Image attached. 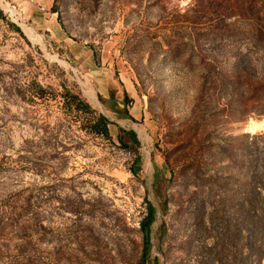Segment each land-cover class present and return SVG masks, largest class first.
Masks as SVG:
<instances>
[{
    "label": "rangeland",
    "instance_id": "obj_1",
    "mask_svg": "<svg viewBox=\"0 0 264 264\" xmlns=\"http://www.w3.org/2000/svg\"><path fill=\"white\" fill-rule=\"evenodd\" d=\"M42 7L0 0V264H264V0Z\"/></svg>",
    "mask_w": 264,
    "mask_h": 264
},
{
    "label": "trees",
    "instance_id": "obj_2",
    "mask_svg": "<svg viewBox=\"0 0 264 264\" xmlns=\"http://www.w3.org/2000/svg\"><path fill=\"white\" fill-rule=\"evenodd\" d=\"M70 97L72 98V100L77 101L79 104H81L86 111L90 110V106L87 105L86 103H84L83 101H81L77 95H71ZM108 125H109L108 119H106L102 115H99L96 119H94L92 121V127L90 130L96 134H100L104 137H108V135H109ZM128 134L133 138V140H135V134L132 131H129ZM256 184L257 183H255V185L254 184L252 185L253 190H255ZM260 186H262V185H260ZM257 190H260V189L258 188ZM253 192H255V191H253ZM252 203H255L253 205L255 213H258V215L264 216V202L263 201L260 202L257 199V200L252 201ZM146 206H147L146 222L141 223V232L143 235L145 248H147V246H148L149 227H150L151 223L153 222L154 213H155L154 208L152 207V205L149 202L146 203ZM249 209L253 210L251 207H249Z\"/></svg>",
    "mask_w": 264,
    "mask_h": 264
},
{
    "label": "crops",
    "instance_id": "obj_3",
    "mask_svg": "<svg viewBox=\"0 0 264 264\" xmlns=\"http://www.w3.org/2000/svg\"><path fill=\"white\" fill-rule=\"evenodd\" d=\"M22 1V5L27 6L28 8H30V10L32 9V15L33 14H39L37 13L36 10H41L39 9V5L43 4L44 7H42V9H49L52 6L53 0H21ZM36 9V10H35ZM51 16V17H49ZM48 18L49 20H53L52 15H49ZM45 14H44V18H45ZM49 21V23L51 22ZM51 24V23H50ZM124 90L123 92L127 95V96H131L132 95V91L130 89V87L123 85L122 87ZM121 92L120 87H118L114 82H107V83H102V85L98 86V93L101 96L102 99L109 101V100H114V99H118L117 96L118 94ZM122 92V93H123Z\"/></svg>",
    "mask_w": 264,
    "mask_h": 264
},
{
    "label": "bare ground",
    "instance_id": "obj_4",
    "mask_svg": "<svg viewBox=\"0 0 264 264\" xmlns=\"http://www.w3.org/2000/svg\"><path fill=\"white\" fill-rule=\"evenodd\" d=\"M23 27V26H22ZM25 34L27 37L30 38V33L27 32L26 30H24ZM32 33V32H31ZM32 35V34H31ZM135 132L137 133V135L140 137V139L142 141H145V142H149V138L145 135V133L141 130V128H137L135 127Z\"/></svg>",
    "mask_w": 264,
    "mask_h": 264
}]
</instances>
